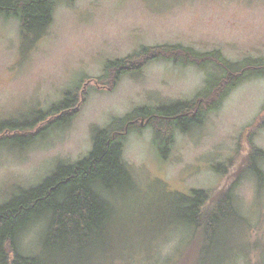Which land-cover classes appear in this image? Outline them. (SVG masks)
Wrapping results in <instances>:
<instances>
[{
	"label": "rangeland",
	"instance_id": "obj_1",
	"mask_svg": "<svg viewBox=\"0 0 264 264\" xmlns=\"http://www.w3.org/2000/svg\"><path fill=\"white\" fill-rule=\"evenodd\" d=\"M57 2L51 25L32 44L21 40L18 21L0 17V124L19 122L34 133L60 117L39 114L68 92H89L88 100L68 125L45 131L31 145L0 144V205L83 160L92 150L93 133L114 119L141 107L187 102L208 86L209 69L153 62L124 76L112 91L96 85L108 62L141 46L165 44L220 51L230 62L264 60V0ZM263 114L264 78H258L231 91L201 127L177 131L170 147L158 146L151 128L128 135L123 158L130 185L103 195L113 211L105 243L110 245L88 257L91 264L193 263L191 230L170 229L177 225L181 197L216 190L224 177L240 173L250 150L248 128H258L251 140L264 151ZM251 176L244 172L233 189L237 211L251 224L240 225L238 236L230 238L223 264H264V190L259 192ZM45 229L38 221L18 234L23 257L43 256Z\"/></svg>",
	"mask_w": 264,
	"mask_h": 264
},
{
	"label": "trees",
	"instance_id": "obj_2",
	"mask_svg": "<svg viewBox=\"0 0 264 264\" xmlns=\"http://www.w3.org/2000/svg\"><path fill=\"white\" fill-rule=\"evenodd\" d=\"M59 0H0V17L14 19L20 25L23 43L32 44L51 25ZM72 1V0H67ZM153 62H166L182 67L210 70L207 88L187 102L161 108L141 107L128 116L116 118L103 129H97L89 154L73 165L60 167L42 184L0 205V264H91V255L104 250L111 234L113 211L103 195L124 190L130 185V174L124 162V144L128 135L145 129L154 130L156 144L170 147L177 131L184 134L201 127L204 117L219 110L231 91L253 79L264 78V60L246 59L230 62L220 51L198 52L182 45L141 46L133 54L110 61L96 85L115 90L124 76L137 74ZM90 83L91 79L86 78ZM86 82V83H87ZM101 87V86H100ZM90 92L97 90L89 86ZM73 90L51 110L39 114L56 120L49 121L32 133L19 122L0 124V144L21 143L31 145L45 131L64 127L79 115L88 100ZM86 94V95H85ZM38 119V120H39ZM264 127V114L261 116ZM143 123V125H142ZM248 128V127H247ZM250 150L240 173L224 177L218 189L192 190L189 197L180 201L178 226L191 230L190 247L196 251L191 264H223L230 238L238 236L240 225H250L247 218L237 211L233 189L244 172L250 173L264 190V151L253 145L258 128L250 127ZM163 152V151H162ZM164 154V152L162 153ZM218 173L222 169L217 168ZM38 221L46 223L42 257H23L17 244L18 234ZM235 227V229L233 228ZM234 239H232V242ZM152 257H156L155 255ZM153 264H159L154 263Z\"/></svg>",
	"mask_w": 264,
	"mask_h": 264
},
{
	"label": "water",
	"instance_id": "obj_3",
	"mask_svg": "<svg viewBox=\"0 0 264 264\" xmlns=\"http://www.w3.org/2000/svg\"><path fill=\"white\" fill-rule=\"evenodd\" d=\"M142 125H143V123H142Z\"/></svg>",
	"mask_w": 264,
	"mask_h": 264
}]
</instances>
